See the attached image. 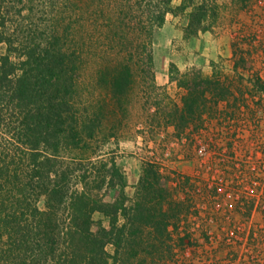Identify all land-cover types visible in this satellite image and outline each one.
Masks as SVG:
<instances>
[{"label":"trees","instance_id":"obj_1","mask_svg":"<svg viewBox=\"0 0 264 264\" xmlns=\"http://www.w3.org/2000/svg\"><path fill=\"white\" fill-rule=\"evenodd\" d=\"M149 2L142 8L132 0H114L102 28L97 26L96 38L95 27L93 32L85 25L76 35L69 25L48 30L31 26L30 45L18 68L7 56L2 58L0 95L11 106L5 108L11 111L8 133L21 156L0 152V242L4 234L8 239V248H0V264H8L3 261L7 253V257L16 253L17 264H154L167 247L171 221L180 210L167 178L155 164H141L129 198L124 192L125 175L113 159L83 163L76 157L65 163L59 157L61 152L85 153L114 137L117 121L104 126V101L85 107L78 100L76 81L84 62L95 57L93 41L115 53V59L101 57L94 62L91 74L95 84L109 89L111 101L121 110L128 102L132 74L146 72L150 89L159 90L153 75L152 40L167 15L186 18L181 29L184 40L210 32L219 16L217 0H181L177 6H172V0ZM169 80L185 90L181 106H174L165 120L179 133L196 122L201 126L207 105L225 98L218 79L194 69L180 73L171 64ZM255 87L264 89L259 79ZM102 188L119 189L111 203L98 194ZM14 190L18 195L12 194ZM40 197L42 211L36 204ZM22 201L30 203L22 207ZM7 206L10 214L4 213ZM94 214L104 217L108 226L93 221Z\"/></svg>","mask_w":264,"mask_h":264},{"label":"rangeland","instance_id":"obj_2","mask_svg":"<svg viewBox=\"0 0 264 264\" xmlns=\"http://www.w3.org/2000/svg\"><path fill=\"white\" fill-rule=\"evenodd\" d=\"M132 2L140 3L142 8L150 4L149 0ZM180 2L172 0V6ZM217 4L219 16L210 32L200 34L195 40H184L181 29L186 18L167 15L163 26L154 31L152 40L153 75L168 74L169 78V66L173 64L180 73L194 69L203 76H214L224 86L225 98L207 105L201 126L196 122L197 125L190 124L179 133L165 124L173 107L181 106L185 90H177L174 82L176 88L155 84L159 90L153 91L146 72L132 74L128 102L119 110L111 101L109 89L95 84V74H91L101 57L112 60L115 53L96 46L95 41L91 48L95 57L84 62L76 81L81 105L94 106L97 100H103L107 107L104 126L118 123L114 137L108 142L100 141L85 153L61 152L60 159L65 163L76 157L83 163L113 159L125 175L124 192L129 198L133 196L141 164L150 162L167 178L173 200L179 204L180 212L169 227L171 239L154 264H264V211L250 197L257 193L250 185L253 177L247 171L242 174L233 169L224 171L225 166L217 156L223 149L243 156L250 150L251 136L264 132V89L255 87L256 79L264 85V0H217ZM113 8L114 0H0V67L2 58L7 56L18 68L24 60L26 46L30 45L31 26L48 30L52 26L63 29L69 25L76 35L85 25L93 32L95 27L96 38L97 26L99 30L102 28ZM168 42L172 43L169 52ZM218 46L227 48L223 57L216 55L219 49L214 48ZM0 100V152L21 156L15 150L13 135L8 133L12 130L7 125L11 111L5 108L11 106L5 104L6 99L1 95ZM196 140H204L207 146L203 158L194 154ZM204 164L211 171H206ZM217 177L226 185L216 186L212 179ZM118 191V188H102L98 194L111 203ZM228 193L230 198L225 196ZM12 194L17 192L14 190ZM28 203L22 201L20 206ZM36 204L41 211L44 209L42 197ZM226 204L231 207L230 222L222 219ZM10 212L7 206L4 213ZM93 221L108 226V221L99 214L93 215ZM238 227L242 230L240 235L233 233ZM7 240L4 234L0 248H8ZM107 251L111 254L112 248L108 246ZM7 255L3 261L17 264L16 253Z\"/></svg>","mask_w":264,"mask_h":264},{"label":"built area","instance_id":"obj_3","mask_svg":"<svg viewBox=\"0 0 264 264\" xmlns=\"http://www.w3.org/2000/svg\"><path fill=\"white\" fill-rule=\"evenodd\" d=\"M251 136L250 150L246 151L243 156H237L236 153H229L226 149H223L220 154H217L219 163L225 166L224 171L235 170L238 174L249 172L252 175L251 187L257 191V193L250 195L252 199H255V203L264 211V132L254 133ZM194 154L198 158H203L207 154V146L204 140H196ZM167 155V154H166ZM216 156V155H215ZM244 159V160H243ZM205 166V164H204ZM244 166L246 169L244 170ZM206 171H211V167L205 166ZM212 181L218 187L226 185L221 177L213 178ZM226 198L231 197V193L225 195ZM238 198V197H237ZM239 199V198H238ZM237 199V200H238ZM229 207V209H227ZM231 207L226 204V210L222 219L226 222L232 221V215L230 214ZM242 230L238 227L235 228V234L240 235ZM233 233H230L232 236ZM248 233L244 234V237H248ZM254 235V234H253ZM188 256L187 252L184 253Z\"/></svg>","mask_w":264,"mask_h":264},{"label":"crops","instance_id":"obj_4","mask_svg":"<svg viewBox=\"0 0 264 264\" xmlns=\"http://www.w3.org/2000/svg\"><path fill=\"white\" fill-rule=\"evenodd\" d=\"M181 34H182V32H181ZM181 37V36H180ZM196 38H194V39H190L189 41H191V40H195ZM188 41V42H189ZM190 43V42H189ZM206 43V42H205ZM172 43L171 42H168L167 44H166V47H168L167 48V51L169 52V51H171L169 48L170 47H172V45H171ZM206 46V45H205ZM219 48H214V50H217V49H219V51L218 52H216V55L218 56L219 55V57H223V53L224 52H226L227 53V48L225 47V46H223V48H221V46H218ZM169 49V50H168ZM222 49V50H221ZM213 49H211L210 51H214ZM212 57V56H211ZM154 81H155V84L157 85V86H166L167 88L168 87H173V88H176V86H175V83L174 82H170L169 81V78H168V74H154ZM177 90H180L179 88L177 89Z\"/></svg>","mask_w":264,"mask_h":264}]
</instances>
